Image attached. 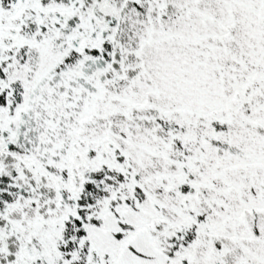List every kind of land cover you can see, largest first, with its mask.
I'll return each instance as SVG.
<instances>
[{"label":"snow or ice","instance_id":"6c2138e0","mask_svg":"<svg viewBox=\"0 0 264 264\" xmlns=\"http://www.w3.org/2000/svg\"><path fill=\"white\" fill-rule=\"evenodd\" d=\"M0 264H264V0H0Z\"/></svg>","mask_w":264,"mask_h":264}]
</instances>
